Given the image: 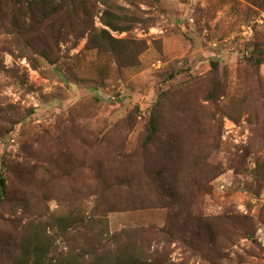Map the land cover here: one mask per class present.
Instances as JSON below:
<instances>
[{"label":"rangeland","instance_id":"rangeland-1","mask_svg":"<svg viewBox=\"0 0 264 264\" xmlns=\"http://www.w3.org/2000/svg\"><path fill=\"white\" fill-rule=\"evenodd\" d=\"M88 5L78 39L45 32L26 3L0 6V264L29 223L72 208L109 235L145 230L157 264H264V0H118L128 32ZM101 30L117 51L87 47ZM125 177L136 185L114 203ZM88 229L58 248L111 245Z\"/></svg>","mask_w":264,"mask_h":264},{"label":"trees","instance_id":"trees-1","mask_svg":"<svg viewBox=\"0 0 264 264\" xmlns=\"http://www.w3.org/2000/svg\"><path fill=\"white\" fill-rule=\"evenodd\" d=\"M94 0H0L2 5H18L26 3L29 8L37 10L39 13L36 19L39 24L44 27V31L52 33L50 27L59 37L67 38L69 34L74 35L75 39L84 35V31L91 17V7L88 5ZM118 0H95L103 6L102 24L114 32H128L135 25L136 21L121 13L122 8L116 5ZM62 14L60 19V28L55 30L51 23V18ZM45 22L49 24L46 26ZM54 35V34H52ZM51 35V36H52ZM55 38V36H53ZM117 41L108 35L106 30H101L97 34L88 33L87 47L100 52H106L109 47L111 52L119 49ZM140 51H142L140 49ZM115 55H118L117 53ZM44 58V55H41ZM264 63V57L260 56L256 61V65ZM213 69L217 66L213 64ZM12 130L9 131L8 136ZM157 132L156 121L153 117L149 120L148 134L145 138L144 147L147 146ZM13 141V140H12ZM129 182V183H128ZM136 183L134 177H125L121 181L116 180V184H110L109 190L112 191L115 197L114 203H123V198H127L119 188L127 189L129 193ZM121 186V187H118ZM124 187V188H122ZM6 192L0 189V201L5 200ZM119 199V200H118ZM22 201V207L27 209L28 205ZM137 200L127 199V209H136L134 205ZM110 204L108 200L105 202ZM78 209L72 208L64 214L58 215H43L42 219L31 222L26 226L24 239L20 242L19 256L15 264H157L146 250L140 244V238L146 231L128 230L122 231L119 234L109 235L107 225L102 217H96L95 213L91 217L84 220L77 212ZM96 210V209H95ZM111 212V211H110ZM45 216V217H44ZM76 228L88 229L90 234L98 238L99 242L103 241L106 244L110 243L109 247H101L99 250L86 245L88 250L68 249L66 252L61 251L56 244V235L61 237V241H67L68 234ZM95 228H97L95 230ZM113 246V247H112Z\"/></svg>","mask_w":264,"mask_h":264},{"label":"water","instance_id":"water-1","mask_svg":"<svg viewBox=\"0 0 264 264\" xmlns=\"http://www.w3.org/2000/svg\"><path fill=\"white\" fill-rule=\"evenodd\" d=\"M4 188V182L2 179H0V189H3Z\"/></svg>","mask_w":264,"mask_h":264}]
</instances>
